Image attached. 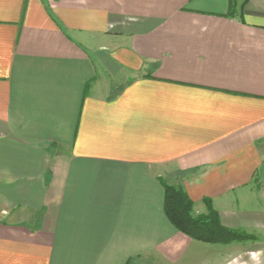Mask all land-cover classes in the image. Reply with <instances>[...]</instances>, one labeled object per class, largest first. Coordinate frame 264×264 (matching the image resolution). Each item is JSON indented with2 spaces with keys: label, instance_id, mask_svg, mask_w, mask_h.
Wrapping results in <instances>:
<instances>
[{
  "label": "crops",
  "instance_id": "crops-1",
  "mask_svg": "<svg viewBox=\"0 0 264 264\" xmlns=\"http://www.w3.org/2000/svg\"><path fill=\"white\" fill-rule=\"evenodd\" d=\"M233 2L0 0V264H264V0ZM161 181L254 242L179 232Z\"/></svg>",
  "mask_w": 264,
  "mask_h": 264
},
{
  "label": "trees",
  "instance_id": "trees-1",
  "mask_svg": "<svg viewBox=\"0 0 264 264\" xmlns=\"http://www.w3.org/2000/svg\"><path fill=\"white\" fill-rule=\"evenodd\" d=\"M230 1L232 7L234 2ZM161 182L165 190V214L179 232L207 244H231L250 238L242 231L225 228L209 200L205 201L207 213L195 215L193 201L181 187Z\"/></svg>",
  "mask_w": 264,
  "mask_h": 264
},
{
  "label": "rangeland",
  "instance_id": "rangeland-1",
  "mask_svg": "<svg viewBox=\"0 0 264 264\" xmlns=\"http://www.w3.org/2000/svg\"><path fill=\"white\" fill-rule=\"evenodd\" d=\"M118 88V87H117ZM195 214V213H194ZM196 215V214H195ZM246 236H249L250 238L248 239V240H244V241H242V242H254V240L253 239H255V237L254 236H250V235H248V234H246Z\"/></svg>",
  "mask_w": 264,
  "mask_h": 264
}]
</instances>
